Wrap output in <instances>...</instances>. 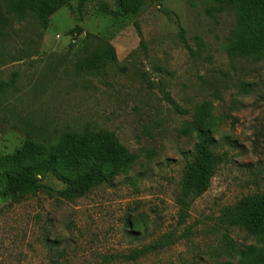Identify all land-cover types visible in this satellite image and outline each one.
<instances>
[{"label":"rangeland","instance_id":"374dc122","mask_svg":"<svg viewBox=\"0 0 264 264\" xmlns=\"http://www.w3.org/2000/svg\"><path fill=\"white\" fill-rule=\"evenodd\" d=\"M123 5L68 0L52 14L39 5L40 16L12 14L0 25V157L26 140L52 148L62 133L84 129L114 133L137 157L126 175L73 202L43 192L18 203L0 196V264L264 258V238L221 221L226 208L264 194V57H228L236 12L215 0ZM77 34L110 44L117 65L77 71ZM205 103L214 153L225 159L181 221L175 200L197 143L190 124ZM45 184L62 189L50 178Z\"/></svg>","mask_w":264,"mask_h":264},{"label":"trees","instance_id":"16d2710c","mask_svg":"<svg viewBox=\"0 0 264 264\" xmlns=\"http://www.w3.org/2000/svg\"><path fill=\"white\" fill-rule=\"evenodd\" d=\"M80 4L94 0H78ZM164 1V0H159ZM68 0H0V25L10 15H25L32 11L46 9L52 14ZM216 3L235 10L236 24L227 46L229 58L264 57V0H215ZM118 7L124 8L123 0ZM46 25L45 18L42 19ZM80 58L76 59V69L92 75L109 65H117L113 47L99 37L77 34L73 39ZM142 44V43H141ZM0 84V91L3 89ZM176 111L180 112L174 102ZM212 106L205 103L197 110L198 118L190 124V132L196 137V145L191 158L186 161L176 205L180 220L184 221L191 205L209 189L211 180L224 157L214 153L215 140L211 135ZM182 113V112H181ZM136 155L124 147L117 136L109 131H80L62 133L52 148L39 146L26 140L19 151L13 155L0 157V196L14 203L35 197L43 192L55 195L60 200L73 202L87 196L93 190L110 185L121 175H126L136 162ZM47 178L53 179L62 189L53 190L45 184ZM223 224L241 229L247 234L264 238V194L246 197L232 207L226 208L221 216ZM131 228V224L127 223ZM135 224H132L134 227ZM134 233V232H132ZM159 243L146 250L134 253L136 260L144 253L154 251ZM250 264H264V258Z\"/></svg>","mask_w":264,"mask_h":264}]
</instances>
